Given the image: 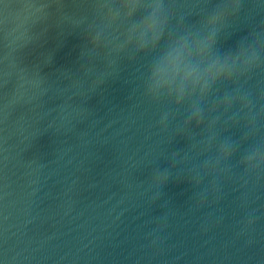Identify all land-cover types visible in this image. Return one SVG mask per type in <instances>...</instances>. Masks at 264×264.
I'll use <instances>...</instances> for the list:
<instances>
[{
	"label": "water",
	"instance_id": "obj_1",
	"mask_svg": "<svg viewBox=\"0 0 264 264\" xmlns=\"http://www.w3.org/2000/svg\"><path fill=\"white\" fill-rule=\"evenodd\" d=\"M0 264H264V0H0Z\"/></svg>",
	"mask_w": 264,
	"mask_h": 264
},
{
	"label": "clouds",
	"instance_id": "obj_2",
	"mask_svg": "<svg viewBox=\"0 0 264 264\" xmlns=\"http://www.w3.org/2000/svg\"><path fill=\"white\" fill-rule=\"evenodd\" d=\"M223 71H224L223 69H220L215 76L211 77V79L215 80L220 74L223 73ZM200 81H201V76L198 73H196L194 69L186 71L183 77H181L179 95L177 99L178 100L183 99V93L185 89L189 86V84H191L193 90L199 87L202 93L205 92L208 88V80L205 79L203 84H201Z\"/></svg>",
	"mask_w": 264,
	"mask_h": 264
}]
</instances>
